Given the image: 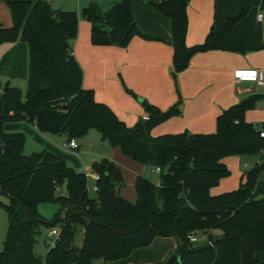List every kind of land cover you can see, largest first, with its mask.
Wrapping results in <instances>:
<instances>
[{"label":"trees","instance_id":"1","mask_svg":"<svg viewBox=\"0 0 264 264\" xmlns=\"http://www.w3.org/2000/svg\"><path fill=\"white\" fill-rule=\"evenodd\" d=\"M0 1L11 21L9 27L0 26V44L20 41L27 49L25 92L8 85L0 92V195L7 200L0 203L7 220L0 264H106L126 258L156 237L175 240L174 264H258L254 255L264 251V137H259L264 126L245 123L243 114L262 96L250 95L221 111L211 134L152 137L154 126L178 114L177 104L159 111L140 100L148 118L127 127L81 87V70L70 46L77 29L74 12L54 11L46 0ZM187 2L158 0L153 5L169 20L173 80L197 53L264 52V28L259 46L225 39L244 11L226 20L219 33L210 30L201 44L187 48ZM79 14L90 25L93 46L125 48L133 37L146 39L134 25L130 0L104 8L88 4ZM18 122L32 124L41 134L64 135L67 141L94 130L102 142L145 170L158 168V183L137 176L131 204L117 194L122 185L118 168L100 159L90 164L91 174L98 177L90 199L84 173L47 151L23 155V134L2 131L3 125ZM229 156H257V163L234 191L210 196L209 190L229 176L221 162ZM62 185L65 195H58ZM40 203L57 206L50 220L38 215ZM56 227L57 238L51 246L45 241L46 252L36 256L39 229ZM76 229L78 246L73 244ZM191 232L197 233L195 243L186 238Z\"/></svg>","mask_w":264,"mask_h":264},{"label":"crops","instance_id":"2","mask_svg":"<svg viewBox=\"0 0 264 264\" xmlns=\"http://www.w3.org/2000/svg\"><path fill=\"white\" fill-rule=\"evenodd\" d=\"M117 1L46 0L54 11L74 12L77 15L76 35L70 42L71 54L81 70V87L92 92L96 103L105 105L127 127H132L147 115L140 100L159 111L177 104L178 114L154 126L150 130L152 137L181 132L211 134L221 111L255 94L262 97L244 112L243 120L251 125L264 126V87L254 85L261 89L258 91L249 87L253 84H238L232 79L233 71L238 68L264 69L263 51L236 54L211 50L197 53L190 57L187 67L177 73L173 80L169 20L153 7L158 0H130L134 25L146 39L133 37L125 48L90 44V25L80 16V10L88 4L104 8ZM241 11H244V15L225 35L226 41L246 47L259 46L263 41L264 0H188L184 45L189 48L201 44L210 30L219 33L226 20L237 17ZM10 25L8 9L0 1V26ZM26 67L27 49L24 43L0 44V92L5 85L14 86L12 82L24 79ZM2 131L23 134V149L29 154L50 152L86 176L91 175L92 162L109 160L120 171L122 185L117 191L118 196L134 203V180L142 176L145 169L121 155L117 148L83 155L78 153L80 144L75 140L77 150L72 153L62 147L67 142L64 135L41 134L26 122L5 124ZM90 137L95 138L93 134ZM246 157L229 156L221 160L229 176L209 190L210 196L231 192L238 187L244 174L257 163V156L251 157L253 161ZM157 183L158 179L153 184ZM175 245L173 238L156 237L148 246L132 251L126 258L106 264H164ZM254 257L258 264H264V251L256 253ZM172 260L177 261V257L173 255ZM93 264L103 263L98 260Z\"/></svg>","mask_w":264,"mask_h":264},{"label":"rangeland","instance_id":"3","mask_svg":"<svg viewBox=\"0 0 264 264\" xmlns=\"http://www.w3.org/2000/svg\"><path fill=\"white\" fill-rule=\"evenodd\" d=\"M26 78H27V67H26L25 78L24 79H17L16 80L17 82H12L14 85L13 87L17 88L22 94L25 92V89H26ZM14 83H17V84H14ZM18 85H21V86H18ZM247 85H249V84H247ZM249 87H252L258 91L261 90L260 88L254 87V85H250ZM92 134H93V136H95V138L93 137V139H92V137H90V136H92ZM76 141L78 142V145L80 144L78 153H83V155H90L91 153H93L95 151H102L104 149L105 150H111V148H112L107 143L102 142L100 140L98 133L95 132L94 130H90V131H88V133L86 132L83 137H81L80 139H77ZM23 150H24L23 155H29L30 152H27V150L25 148ZM72 158L77 159L74 156H72ZM246 158H251V157H246ZM251 161H253L252 158H251ZM142 176L144 178L148 179L152 183H155L157 180L156 175L152 174L148 170H145L144 172H142ZM86 189H87L88 198L93 199L95 197V194L93 191V182L89 178H87V180H86ZM58 195H65V186L64 185H62L58 189ZM0 203L1 204L7 203L5 196L0 195ZM56 210H57V206L54 204L40 203L37 206L38 215L41 216L45 220H50L53 217V215L56 213ZM6 225H7L6 214L3 211V209L0 208V247H1V243H2L3 238H4ZM55 229H57V227ZM49 230L50 229L40 228L38 235H36V237H35L33 252L36 256H38L40 258L43 257V255L47 249V247L45 245V241L47 240L46 234ZM79 238H80V232H79V229H76L74 232V238H73V244L75 246L79 245ZM49 241H51V239ZM172 257H173V251L166 258L164 264H166L168 261L172 260Z\"/></svg>","mask_w":264,"mask_h":264},{"label":"built area","instance_id":"4","mask_svg":"<svg viewBox=\"0 0 264 264\" xmlns=\"http://www.w3.org/2000/svg\"><path fill=\"white\" fill-rule=\"evenodd\" d=\"M257 18L259 19L260 16L258 15ZM232 79L235 83H250L258 87H264V69H246V68H238L235 69L232 73ZM148 118L147 115L142 116L141 120L146 121ZM259 137H264V131L259 132ZM63 148L68 149L70 152L75 153L77 150V144L75 140H68L63 146ZM150 172L154 175H158L159 169L152 168ZM86 176V175H85ZM89 177L93 182L97 180L96 174H91ZM58 231L55 228H51L46 234V242L47 245L51 246L52 241L57 238ZM187 240L191 243H195L197 240V233L191 232L187 237ZM51 239V241H49ZM208 245L209 242H206Z\"/></svg>","mask_w":264,"mask_h":264},{"label":"water","instance_id":"5","mask_svg":"<svg viewBox=\"0 0 264 264\" xmlns=\"http://www.w3.org/2000/svg\"><path fill=\"white\" fill-rule=\"evenodd\" d=\"M254 127L256 128L257 127V125H254ZM176 261L175 260H172V261H168L166 264H174Z\"/></svg>","mask_w":264,"mask_h":264}]
</instances>
